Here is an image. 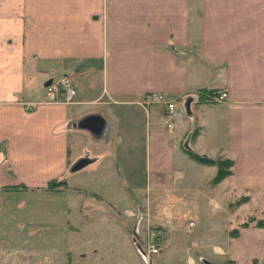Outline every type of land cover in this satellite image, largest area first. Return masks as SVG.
<instances>
[{
  "label": "crops",
  "instance_id": "0c3cea01",
  "mask_svg": "<svg viewBox=\"0 0 264 264\" xmlns=\"http://www.w3.org/2000/svg\"><path fill=\"white\" fill-rule=\"evenodd\" d=\"M54 70L70 103L40 88L35 74ZM150 93L174 104L170 126ZM188 152L230 159L231 173L212 183L215 165ZM9 197L32 206H0L10 264H144L148 227L160 232L152 264H264V0H0Z\"/></svg>",
  "mask_w": 264,
  "mask_h": 264
},
{
  "label": "rangeland",
  "instance_id": "374dc122",
  "mask_svg": "<svg viewBox=\"0 0 264 264\" xmlns=\"http://www.w3.org/2000/svg\"><path fill=\"white\" fill-rule=\"evenodd\" d=\"M38 82H39V85L41 89H43V92H45V87H44V82L46 80H50V79H53V80H56L57 78H59L61 76V73H59L58 71H50L48 72L47 74H44V75H39V74H35ZM21 200V201H20ZM28 198H21L19 199L20 202H22V206H21V210L20 212L22 213L24 209L27 210L28 208V211L31 210L32 206H31V201L28 202L27 201ZM18 200L15 199V197H9V199H7V201L5 202H0V206L1 208H4L5 206H14L17 202H19ZM230 201L228 203V206L230 209H233L235 208L236 206H238L239 204H241L242 202H245L246 201V197L241 194L240 196H235V197H231L229 198ZM60 199L58 198H55V199H51L50 201V205H51V210H50V213H49V218H50V223H51V235H56V237H58L59 235V231L57 228H55L54 226V223H58L59 222V219L57 218L58 216V212H57V207H58V204L60 205ZM204 201H203V205H204ZM21 205V204H20ZM8 206V207H9ZM205 206H208V204L206 203ZM30 208V210H29ZM8 210V209H7ZM22 216V215H21ZM24 216V215H23ZM30 216V213H28L27 215V218ZM238 217V216H237ZM241 217V216H239ZM238 217V218H239ZM254 217H256V215L254 214ZM259 217V216H257ZM243 219L247 222H250L251 221V217H243ZM242 220V217L241 219ZM238 221V220H237ZM235 221V222H237ZM246 222V223H247ZM259 223V222H258ZM31 223L27 224H23L21 227H20V231L21 232V236H25L23 235L27 230H28V233L26 234V236H28V241H31L33 239H35L36 237V233L35 231H31L32 228V225H30ZM23 227V228H22ZM26 228H28L26 230ZM55 229V230H53ZM14 234H15V230H14V226L11 222V218H10V215L7 214V212L5 210H2L1 211V214H0V246L3 247L4 250L6 251H3L0 255V263L1 261L3 262V264H10V255H12V251H11V248L14 244ZM77 236L80 237V238H83V239H87L90 237V230H86V229H82L80 230L78 233H77ZM152 264V263H151ZM248 264H256L254 261L248 263ZM261 264V263H259Z\"/></svg>",
  "mask_w": 264,
  "mask_h": 264
},
{
  "label": "built area",
  "instance_id": "2783aa9c",
  "mask_svg": "<svg viewBox=\"0 0 264 264\" xmlns=\"http://www.w3.org/2000/svg\"><path fill=\"white\" fill-rule=\"evenodd\" d=\"M45 92L49 97V100L52 102L67 104L70 103L74 97L75 91L73 86L70 83V80L65 76L61 75L56 80L50 79L49 83L44 86ZM226 97L225 92H219L214 95L216 101H222ZM143 103H158L163 106V118L167 126H170L174 104L166 99V97L159 93H150L147 94ZM192 226V222L188 221L187 228ZM160 244V232L156 227H148L143 241L142 249V259L144 264H151L150 256L158 252V247Z\"/></svg>",
  "mask_w": 264,
  "mask_h": 264
},
{
  "label": "trees",
  "instance_id": "16d2710c",
  "mask_svg": "<svg viewBox=\"0 0 264 264\" xmlns=\"http://www.w3.org/2000/svg\"><path fill=\"white\" fill-rule=\"evenodd\" d=\"M189 155L196 161L205 163V164H213L216 167V171L214 176L212 177L211 182L216 183L223 179L224 177L228 176L231 173V166H232V161L227 158H208L205 156L197 155L192 152H188ZM58 186L57 182L54 180H50L46 187L47 188H54Z\"/></svg>",
  "mask_w": 264,
  "mask_h": 264
},
{
  "label": "water",
  "instance_id": "95a60500",
  "mask_svg": "<svg viewBox=\"0 0 264 264\" xmlns=\"http://www.w3.org/2000/svg\"><path fill=\"white\" fill-rule=\"evenodd\" d=\"M48 83H49V80H47V81L44 83V86H46Z\"/></svg>",
  "mask_w": 264,
  "mask_h": 264
}]
</instances>
